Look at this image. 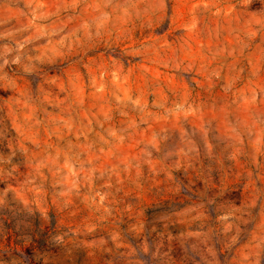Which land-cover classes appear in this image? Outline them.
I'll return each mask as SVG.
<instances>
[{
  "label": "rangeland",
  "instance_id": "obj_1",
  "mask_svg": "<svg viewBox=\"0 0 264 264\" xmlns=\"http://www.w3.org/2000/svg\"><path fill=\"white\" fill-rule=\"evenodd\" d=\"M153 262L264 264V0H0V264Z\"/></svg>",
  "mask_w": 264,
  "mask_h": 264
},
{
  "label": "trees",
  "instance_id": "obj_2",
  "mask_svg": "<svg viewBox=\"0 0 264 264\" xmlns=\"http://www.w3.org/2000/svg\"><path fill=\"white\" fill-rule=\"evenodd\" d=\"M48 251V249L46 248V246H44L43 248L40 249V252H45ZM157 262H153L152 264H156ZM41 264V263H39Z\"/></svg>",
  "mask_w": 264,
  "mask_h": 264
}]
</instances>
